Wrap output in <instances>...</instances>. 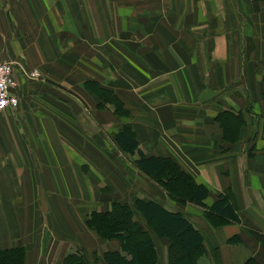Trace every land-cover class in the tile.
<instances>
[{
	"label": "crops",
	"instance_id": "obj_1",
	"mask_svg": "<svg viewBox=\"0 0 264 264\" xmlns=\"http://www.w3.org/2000/svg\"><path fill=\"white\" fill-rule=\"evenodd\" d=\"M1 60L14 63L18 105L0 125V249L20 248L18 264L129 260L86 225L113 202L133 207L155 264H169V239L136 198L200 232L191 264H264V0H0ZM122 131L134 153L118 145ZM139 152L169 159L206 196L177 205ZM223 198L236 219L213 212Z\"/></svg>",
	"mask_w": 264,
	"mask_h": 264
},
{
	"label": "trees",
	"instance_id": "obj_2",
	"mask_svg": "<svg viewBox=\"0 0 264 264\" xmlns=\"http://www.w3.org/2000/svg\"><path fill=\"white\" fill-rule=\"evenodd\" d=\"M93 91L105 100L114 101L111 91L100 86H94ZM103 101V100H102ZM118 145L129 153L137 150L138 143L134 137L119 132L115 135ZM137 166L148 175L165 181V188L177 197L200 202L207 194L205 186L190 182V177L180 171L177 165H170L169 159L146 157L139 152ZM184 179H182V178ZM187 184L186 190H181L180 181ZM225 198V197H224ZM215 202L213 212L219 217L236 219L226 200ZM133 206L137 209L147 224L159 237L169 239V264H191L192 257L199 249L202 236L179 212H172L155 201L134 199ZM86 225L102 239L118 238L122 251L128 253V260L119 251H106L105 264H155L153 243L142 226L134 220L133 207L129 204L113 202L111 210L106 212H91ZM257 238L264 243V235L255 232ZM20 248L0 249V264H18L22 257ZM82 257L71 255L65 259L66 264H83Z\"/></svg>",
	"mask_w": 264,
	"mask_h": 264
},
{
	"label": "built area",
	"instance_id": "obj_3",
	"mask_svg": "<svg viewBox=\"0 0 264 264\" xmlns=\"http://www.w3.org/2000/svg\"><path fill=\"white\" fill-rule=\"evenodd\" d=\"M40 72L32 68L28 77L37 79ZM17 80L14 76V63L10 60L0 61V112L6 108H15L18 105Z\"/></svg>",
	"mask_w": 264,
	"mask_h": 264
},
{
	"label": "rangeland",
	"instance_id": "obj_4",
	"mask_svg": "<svg viewBox=\"0 0 264 264\" xmlns=\"http://www.w3.org/2000/svg\"><path fill=\"white\" fill-rule=\"evenodd\" d=\"M104 88V87H103ZM107 89V88H106ZM107 90H109V89H107ZM109 91H111V90H109ZM112 94H114L113 92H111ZM99 96V95H98ZM115 96V95H114ZM99 98L100 99H102L103 100V102H105V104L104 105H106V104H109L110 106H113L114 107V111H116V113H117V115H119L120 117H123V116H129V113H126L125 114V109H124V106H123V104L121 103V100L120 99H118V97H116L115 96V100L114 101H111V99L110 100H105V99H103L101 96H99ZM15 114H12V113H10V110L9 111H7V110H3V111H1L0 112V125L2 124V123H4V125L5 124H7V125H9V122H11V120L13 119V117H15L14 116ZM9 153H10V151H9ZM182 178V177H181ZM149 179H151V180H153L154 182H158L159 183V180L157 179V178H155V177H149ZM183 179V178H182ZM184 180V179H183ZM183 180H181L180 181V185H181V190H186L187 189V184L183 181ZM166 191V190H165ZM167 193V192H166ZM168 194V193H167ZM179 194H175V196H176V198H173L174 199V201L176 202V204L178 205H182L183 204V202L181 201V199L179 198V197H177ZM168 196V198H170L171 199V194L170 195H167ZM167 197H165L164 199L166 200V201H170V199H168ZM135 217H134V220L135 221H139L140 219H139V217L137 216V215H134ZM140 222V221H139ZM54 226H51L50 227V229L53 231V232H55V233H59L58 231H57V228H53ZM110 240V239H109ZM82 261H83V264H91L89 261H87L86 260V258L85 257H83V259H82Z\"/></svg>",
	"mask_w": 264,
	"mask_h": 264
}]
</instances>
